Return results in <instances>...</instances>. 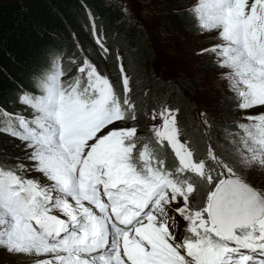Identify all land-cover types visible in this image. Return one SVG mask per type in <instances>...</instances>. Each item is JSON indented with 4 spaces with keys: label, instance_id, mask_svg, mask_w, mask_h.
Instances as JSON below:
<instances>
[{
    "label": "snow or ice",
    "instance_id": "obj_1",
    "mask_svg": "<svg viewBox=\"0 0 264 264\" xmlns=\"http://www.w3.org/2000/svg\"><path fill=\"white\" fill-rule=\"evenodd\" d=\"M192 11L223 41L211 51L242 110L232 150L210 144L196 158L165 107L152 132L178 160L170 170L134 125L122 126L137 120L122 63L117 92L90 60L68 81L57 60L18 98L31 116L0 109V134L21 141L29 161L0 165V249L46 257L35 264H264V188L247 179L264 168V0H197ZM198 184L210 189L203 206L193 205Z\"/></svg>",
    "mask_w": 264,
    "mask_h": 264
},
{
    "label": "trees",
    "instance_id": "obj_2",
    "mask_svg": "<svg viewBox=\"0 0 264 264\" xmlns=\"http://www.w3.org/2000/svg\"><path fill=\"white\" fill-rule=\"evenodd\" d=\"M176 2L160 0L158 9L172 12L178 9ZM183 10L167 17V25L170 19L172 22L177 20L188 35L195 36L196 27L189 22L191 14ZM160 25L163 26L162 21ZM90 28L93 33V28L96 29L94 36L98 35L109 49L107 54L98 53V49L87 42V37L91 40L88 36ZM154 31L147 35H155ZM164 32L159 31L158 35ZM76 40L81 45L77 44L78 48ZM148 40L141 24L120 7L118 0H0V109L15 105L22 91L34 92V81L44 75L51 61L68 55L76 56L80 48V51L90 54L98 69L109 70V78L117 92L122 91L118 66L123 64L130 77V95L137 115L135 127L140 130L138 135L157 149L165 159V166L171 164L169 169H174L176 164L169 148L157 145L154 135L146 128L149 111L163 102L169 104L176 111L182 135L192 145L195 154L203 155L206 138L200 125L189 121L190 105L188 101L186 104L184 96L176 93L173 84L161 81L150 71L154 58ZM83 46L86 47L81 48ZM116 54H119L118 65ZM64 68L69 74L72 72L68 64L64 63ZM183 84L188 88L187 96L188 92L196 90L192 81ZM216 135L213 131L211 138ZM205 186L198 184L197 193L205 192ZM204 192L196 206L204 205L207 197Z\"/></svg>",
    "mask_w": 264,
    "mask_h": 264
},
{
    "label": "rangeland",
    "instance_id": "obj_3",
    "mask_svg": "<svg viewBox=\"0 0 264 264\" xmlns=\"http://www.w3.org/2000/svg\"><path fill=\"white\" fill-rule=\"evenodd\" d=\"M118 1L123 10L128 11L131 16L137 19L143 27L145 35L149 39L148 44L152 50L154 58L153 62L149 66L150 71H152L154 76L159 78L161 81L166 83L169 82L171 85L173 84L176 93L184 96L186 104L189 102V121L197 124L198 126L200 125L204 127V138H206L204 141L205 150L203 155L195 154L196 158L206 159L210 144L214 145L218 152H230L232 150V145L229 141L232 137L229 133L234 130L232 128V124L234 122H242L240 120L242 110L237 109L239 98L228 89V81L225 80L223 75L225 72L230 70L219 67V58L211 51L216 45L223 43L218 35V30L205 31L202 29L192 11V8L197 0H177L176 3L178 5V9H175L172 12H167L165 10L161 11L158 9L159 5H157V2L160 0ZM182 9L186 12L188 10L191 14L189 22L191 26L196 27L195 30H197V34L195 36L188 35V31H184L181 24H179L177 20L173 21V23L170 19L167 25V17H171L172 14L176 15V13ZM161 21L163 26L160 25ZM153 30H155V35H150L149 37L147 34H150ZM159 31H166V33L164 32L163 35H158ZM88 36H90L91 40L89 41L86 36L87 42L94 47V49H98V51L96 50L98 53L103 54L100 45L96 42L97 37L94 36L91 28ZM76 42L77 43L75 44L77 47V44L80 45V42L78 40H76ZM84 47L86 46L81 48ZM205 49L208 51H204ZM117 57H119V54H116V65H118L119 61ZM84 59L90 60L95 65V63L91 60L89 53L77 51L76 56L68 55L64 58L59 57L56 60L51 61L48 70L45 69L44 75L53 70L52 65L58 60L65 73L62 80L68 81L78 74V67L82 65V61ZM64 63L68 64L72 70L70 74L68 71L64 70ZM118 67H120V64ZM97 70L102 75L109 78V70L107 68H104L103 71L98 68ZM118 72L120 73V71ZM185 81H192L194 82V85H196V90L188 92L190 97L187 96L188 88L183 84ZM21 95L22 94L18 95V98ZM163 103L164 104H159L156 109H153L146 114V128L152 129L153 126H159L162 123L159 118L154 120L153 115L157 114L165 107L172 109L169 104L165 102ZM4 110H7L9 113H19L26 117L31 116L32 114L31 109L27 108L19 101L15 105H7L4 107ZM261 111L262 109L257 107L248 110V114H260ZM205 119L207 120V124L204 123ZM178 124L182 133V127L179 122ZM126 125L136 126L135 122L131 120L128 121V124ZM137 130L138 133H140L138 128ZM213 131H215L217 135L214 137L215 139L211 138V140H209V136H211ZM181 140L182 142L189 143L187 138L183 135H181ZM163 146L169 147L166 142ZM192 149L194 148L192 147ZM26 154L27 153L24 151V144L21 141L8 135L0 134V162L3 163V166L12 167L21 162L28 164L29 161L25 159ZM17 157L20 159L17 160ZM166 167L170 168L172 165L166 164ZM31 177L40 179L42 183L46 182L40 173L33 172L31 173ZM193 179L196 178L193 177ZM247 179L254 186L264 188V168H254L248 173ZM205 185L207 188L205 192L203 190L200 193L195 194V199L193 201L194 206L200 203L203 192L208 194L210 189L207 184ZM180 223L181 226L179 233L183 232L186 226V222L182 219ZM40 258L46 257H24L9 254L6 250L0 249V264H35L36 259Z\"/></svg>",
    "mask_w": 264,
    "mask_h": 264
}]
</instances>
